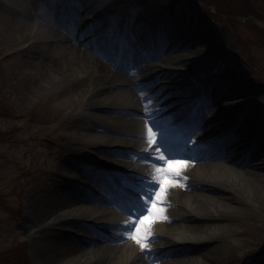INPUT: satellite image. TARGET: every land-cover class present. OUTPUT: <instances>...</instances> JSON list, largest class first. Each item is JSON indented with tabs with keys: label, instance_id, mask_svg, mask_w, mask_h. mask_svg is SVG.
Returning <instances> with one entry per match:
<instances>
[{
	"label": "bare ground",
	"instance_id": "obj_1",
	"mask_svg": "<svg viewBox=\"0 0 264 264\" xmlns=\"http://www.w3.org/2000/svg\"><path fill=\"white\" fill-rule=\"evenodd\" d=\"M160 1H162V3H159ZM116 2L117 0H114L115 7H105L107 12H110V15L114 13L111 18L109 15L107 18L108 20L109 18L113 19L115 17L118 11L117 8L120 7ZM118 2L121 3L123 7L121 9H125L119 27L131 33L132 39H136L137 41V45H133L134 48H137L139 54H143V57L138 56L136 59H133L129 65V68L140 66L139 69H134L136 72L135 76L141 81V83H139L140 88L143 89L150 85V83L143 80L145 76L144 69L157 66L153 60L162 57L166 50L171 49L168 47L169 44H171L174 50L180 51L183 54L164 57L160 62L161 65L171 69L168 77L172 78V80L170 79L172 82L170 87L174 89L173 93L191 94L196 92L197 89L195 87L189 89L180 87L183 79L188 78L185 82H189L190 77L195 75L196 81L200 82L199 88L203 87L204 90L208 91L204 101L209 100L213 96V100L207 102V106H211L210 111L207 113H205L204 110L205 102L202 104L194 103L191 104V106L189 105L188 108L192 107V113L194 115L199 107L202 109V114H200L201 117L198 120L194 119L193 122L190 123L188 118L182 120L181 127L183 126V130H185L188 124L191 126V130H186L187 132L184 137L187 138L191 131H201L205 125L214 128L231 123L236 125L234 129L242 131L245 126V118L242 119L240 115H242L245 110L251 113L247 116L246 121L248 125L252 126L249 127L248 130L243 131V135L234 137L231 131L222 134L218 131L214 137H209L200 142L197 145L198 147L196 146L192 150L186 151L190 152L189 154L182 156L179 152L169 154V157L172 159L180 158L181 161L182 157V159L193 162L196 158V155L193 156L195 152H204V148H208L211 152L221 149L222 164L219 162H211L210 164L203 163L196 165L195 163L188 164L183 162L184 166L179 171V173L184 174V176H180V182L187 189L200 190L202 193H197L196 196H192V194L178 189L176 183H171L167 186L165 195L161 200L162 203H171L175 205L176 209L181 206L202 213L201 217H199V219L193 216L184 217L181 214H177L173 211L168 212L167 210L155 206V217L146 221L151 229L148 239H169L173 237L178 240L176 245L181 244L177 251L161 253L156 257L162 258L170 256L172 262L169 264H190L188 263L189 259L187 255L197 254L202 258L199 259V257H197L198 260H201L197 261V263H206V261H209L208 255L210 249L220 243L218 237H221L223 234H230L231 232L221 231L224 227L213 229L211 226L205 223L203 224V222L206 221L204 218L208 220L218 218V220L213 221H224V219L231 220L237 217L236 219L244 220L249 216V209H254L258 213L264 214V132H254L264 124L263 108L257 105H245V107L240 109V105H236L232 113H228L227 110L221 112V109H225L229 104L230 106H234L241 98L252 96L254 93L258 96L264 95V90L242 79L241 74L239 76V73L232 69L233 66L231 64L219 69L211 67L216 61L225 60L227 51L226 43L222 39L212 37L203 27L198 17L186 15L183 12L176 13L165 0H125L126 3L123 2V0H119ZM104 3L107 4V1ZM82 4L84 8L76 6L81 15H87L93 10V4L88 0H83ZM54 8L55 7L49 5L50 11L54 10ZM162 10L165 11V15L162 14ZM66 13L67 6L64 5L63 8L57 10L55 15L42 20L45 24H40V27H34L33 24L24 22L22 27L16 30L17 36L28 37L33 35L36 36L37 39H43L45 42L57 41L56 39L60 38L67 43L63 50H60V48L59 51L49 52L47 63H45L48 66V72L46 73V77H43V80L46 78L44 84H46L47 87L50 86L55 88L59 86L60 83L69 81L76 77V75L79 76L84 70L89 71V74L94 76L92 83L88 85L86 88L87 90L85 89L86 91L84 90L83 110L87 111L88 116L87 113H85L87 118L85 117L83 120H88L89 125L92 127L88 129L89 131L94 130L108 135H113L117 131L130 134L128 135L130 138L129 141L135 144L136 147H133L144 157V160L141 159L139 162H137L138 160L134 157L135 159L131 160V164L134 166L132 171L139 175L140 178L139 184L142 186L139 187V189L140 191H144L146 195L147 186H145L144 177L151 166H148L145 160L152 156L150 152L155 145H158L160 152H166L167 149L162 139L157 143L152 140L154 136H161L155 134L152 136L151 141L149 139V127L154 120L151 118L152 114L150 111H144L149 107L146 103V94L142 93L140 90L136 93L134 90L128 89L130 86H134V82L129 76H122L115 73L109 65L92 59L75 44L73 38L75 32L73 28L69 29L61 23V19ZM162 15L166 16L165 22L169 24H165L167 27L166 45L159 49L152 44V40L147 37L145 32L149 30L152 34H155V32H157L155 22H157ZM97 18H100V20ZM102 19H104L103 15L100 14H90L87 18L82 17L80 20H82L84 24L81 25L79 30L82 31L83 34H87L92 31L90 30L92 27L97 25L98 29H93L97 30L99 33V38L97 39L105 41L104 44L108 41L109 44L107 47L103 45L101 48L102 56L107 59L114 50H120V47L118 43L112 42L113 38L116 36L108 24L104 26L100 25ZM94 20L97 22H93ZM159 22L161 23V20H159ZM72 24L73 22L70 23V25ZM109 29H111V32L108 31ZM184 41H188V43L182 45ZM41 48H45V46H40L38 49ZM174 52L175 51H173V53ZM192 53L198 56H196L197 59H201L202 57L207 58L206 62L209 60L211 63V66H208L206 71H204L205 74H201L200 71L197 73L193 69L196 70L201 65H209V63L205 62V64L203 61L197 62V59L194 61L195 59L190 58ZM185 57H189L191 62H189V60L186 61ZM139 58L141 60H139ZM184 67L190 68L189 70L191 71H183L182 69ZM220 91L222 93L218 98L222 96V100L218 102V98L215 97L214 92ZM223 103L224 105L221 107L219 104ZM119 111L125 114L139 113V119L136 120L134 118L125 120L126 123H132L133 125L129 131H127L129 124L121 128V123H115L114 126H116L117 129H114L112 125H104L99 121V118L107 120V117ZM90 114H92V116ZM177 114V112L173 113L170 119H175ZM208 114H211V117H208ZM194 115L190 116L189 119L191 121ZM140 116H142V119H140ZM178 121L175 122L177 123ZM155 122H159L158 126L161 129L166 127L164 119H158L155 120ZM123 129H126V131ZM170 129H168L167 132H169ZM108 135H103L105 137L104 142L111 137ZM224 135L232 136L231 141H221ZM161 138L165 139L163 136ZM235 140L237 141L234 142ZM229 142L230 144H234V147L230 148L231 145ZM103 143L99 144V142H95L92 144L103 146ZM118 143L120 144L121 142H117V145H119ZM92 144L89 143L88 146ZM169 157L164 159L155 157V159H157L159 163L166 164ZM69 160V157L63 158L60 161L58 170L55 168L50 172V175L46 174L48 175L46 181L55 183V187L52 188L51 191L38 196L33 203L32 212L34 216L36 215L35 217L38 221L44 217H47V220L41 221L56 219L49 226V235L52 236L46 241H43L44 239L40 241L39 254H42L40 264H59L61 259L67 254L70 256L78 254L80 258L78 259L77 256H74L76 260L70 264H145L146 261L148 262L153 259L154 255L139 251V243L131 238V236L135 235L132 218L128 219L126 217L123 219L121 215L112 217L109 224L100 226V229L93 227L92 224H83L79 222V220L88 221L87 219L90 218H99L100 216H97V211L101 208H108L107 205L113 203L115 197L111 193V188L106 190L102 187L105 182L109 181V174L104 177H99L94 174H82V176L72 179L71 181L59 177V173L65 170V166L63 168L62 164L64 163L63 165H65V162ZM128 165L129 163H120V165L114 167L117 170L114 175H120L123 169L128 167ZM202 177L204 178L202 179ZM101 179L103 180L102 185ZM172 194L173 198L171 197ZM151 195L153 200H155L154 190ZM222 203L225 205H234L235 208L230 206L226 209L228 206L222 205L224 209H221L216 205ZM147 204L150 205L149 208L152 207V202L151 204H149V202ZM198 205H201L203 210H198V208L201 207ZM126 206H130L128 202ZM72 207H75L78 211L69 213ZM124 210L128 213L135 212L131 208H124ZM62 211H64L63 213L65 214H62ZM28 218L30 222H34L35 218H33L32 215ZM178 220L188 224L183 226L171 224V222ZM256 221L264 223V220L260 219L259 216ZM68 226L75 227V236L71 235ZM105 228H108L109 232L104 231L103 229ZM170 230L174 231V234H171ZM141 235L143 236V233H141ZM204 235L209 238V241L213 240L215 244H207L209 242L197 243V239H201ZM71 236L73 240H71ZM102 237L112 243L109 245L104 244L105 242H103L104 239H102ZM64 239H69L71 241L68 245H62ZM97 243H103V245L97 246ZM21 244L24 245V249H27L25 243ZM151 245L152 244L147 245V248H151ZM189 245H194L195 247L191 251H188L191 247ZM220 248L221 247H217L213 250L218 251ZM146 256L150 257L149 260L145 259ZM83 258H85L84 261H82ZM261 264H264V261H262Z\"/></svg>",
	"mask_w": 264,
	"mask_h": 264
},
{
	"label": "rangeland",
	"instance_id": "obj_2",
	"mask_svg": "<svg viewBox=\"0 0 264 264\" xmlns=\"http://www.w3.org/2000/svg\"><path fill=\"white\" fill-rule=\"evenodd\" d=\"M105 1L107 0H90V3L94 4V7L89 14H103L104 19L101 20L100 25H105L107 23V17L109 16V13L104 12ZM165 1H167L176 13L183 12L186 15L198 17L203 27L212 37L222 39L226 43L227 51L225 60H218L212 66L209 60L206 62L207 58L202 57L201 59H197L198 56L196 55V57L194 53H192L190 58L195 59L194 61L197 59V62L203 61L204 63H209V65H201L196 70L193 69L195 72H204L208 66L219 69L231 64L233 66L232 69L237 71L239 76L241 74L242 79L264 90V0ZM49 2L55 3V0H0V264H7L9 260L6 262V256L8 254H11V256L15 253L19 254L21 250H24L23 253L27 252L28 262L26 264H40L42 256L41 253L39 254L40 241L43 239V241H46L52 236L49 235V226L56 219L41 221L47 220V217H44L38 221L35 217L36 215L34 216L32 212L33 203L38 196L51 191L52 188L55 187V183H49L46 180L53 169L56 168L58 170L60 161L63 158L78 157L77 159L84 160L91 158V160L96 159L98 162L101 160V167H107L112 170V167H116L120 165V163L131 161L130 157L133 155L132 149L130 148L135 146L132 141H129V133L117 131L116 133L118 135L114 136L88 130L92 127L89 125L88 120H83V118H87L88 116L87 111L83 110V95L88 85L94 80V76L89 74V71L84 70L80 74L81 76L76 75L73 79L60 83L59 86L55 88L50 86L47 87L46 84H44L46 78L43 80V77H46V73L48 72V66L45 63H47L49 52L59 51L60 48V50H63L67 43L60 38H57V41L45 42L43 39H37L36 36L33 35L28 37L17 36L16 30L22 27L24 22L33 24L34 27H40V24L44 25L45 23L42 20L45 19L42 17V14L46 16L45 7H47ZM58 2L63 3L64 0H58ZM65 2L66 4L68 3V5L76 4L84 7L80 0L79 2L65 0ZM159 3H162V1ZM70 7L71 9L67 16L73 19V25H75L80 22V19L74 16L73 13L78 15L79 12L75 9V6ZM248 10H252L259 17L246 14ZM54 13L55 11L50 12L51 15H54ZM238 13L244 16H239L237 15ZM162 14L165 15V11L162 10ZM163 15L160 17L162 19V24H158L161 25V27H164V25L168 23L165 22L166 16ZM97 19L100 20V18ZM61 22L65 23L63 18ZM118 33L123 34L122 28H118ZM90 35L93 34L91 33ZM90 35H84L80 37L79 40L76 39L77 42H75V44L92 59L109 65L107 61L100 57L97 41L92 45L93 47H89L81 42L91 37ZM163 35H166V31L163 32ZM94 36L95 38L97 37V35ZM95 38L93 37V39ZM187 43L188 41H184L182 45H186ZM40 46H45V48L38 49ZM168 47L171 48V46ZM180 54L183 53L180 51H175L174 53L167 52L165 56L154 60L157 65L166 70L165 76L161 79H158L159 75L151 77L153 85L149 88L151 93H155V99L158 103H162L159 102V99L164 98V91L170 92L168 88L164 91H162V89L167 83H170V79L172 80V78L168 77L171 69L161 65L160 61H162L164 57ZM190 58L185 57V60L191 62ZM158 69L159 68H153L152 70L157 71ZM189 69L190 68L184 67L182 70L185 72L191 71ZM114 72L124 75L117 70ZM152 73L153 72L148 76H151ZM187 80L188 78L183 79L182 82ZM189 80L190 82L183 83V85L186 84L187 86H196L198 88L199 82H196L195 75L190 77ZM137 84H139V81H137ZM128 89L134 90L138 89V87L134 84V86ZM160 89L161 91H159ZM141 91H143V93L145 92L144 89ZM221 93V91L215 92L214 95L218 98ZM199 95L200 92L196 91L193 95L186 94L181 96V98L182 100L189 99V96H191L195 100ZM174 96L177 95L168 96L166 101L169 102L175 99L176 97ZM221 97L218 98V102L222 100ZM149 101H151V98ZM188 104H190V102H188ZM219 105L222 107L224 103ZM236 105H240V109L245 107V105H257L263 108L264 113V95L258 96L254 93L252 96L241 98L234 106H230L229 104L225 109H221V112L227 110L228 113H232ZM178 106L180 109L183 107L181 105ZM208 109L209 107L207 105L204 106L205 112H207ZM168 111H170V109H168ZM85 113H87V116H85ZM92 114L90 115L92 116ZM130 114V117L127 116L124 118L116 114H111L107 117V120L99 118V121L104 125H112L114 129H117L116 126H114L115 123H121V128L129 124L128 126L130 128H127V131H129L133 125L132 123H126L125 120L134 118L136 120L139 119V116H133L135 113ZM250 114V112H246L245 110V112L240 115L242 119L245 118V126L242 131H246L252 126L248 125L246 121L247 116ZM164 115V112H158L153 118H162ZM207 116L211 117V114ZM229 124L230 123L225 124L222 127H211V129H206L203 136L210 133L214 136L221 129L228 131L226 127H228ZM171 125L172 124H170V126ZM233 128L234 125L230 127V131L234 130ZM123 130L126 131V129ZM262 132H264V124L262 127L255 130V133ZM239 133L240 131L235 129L233 135ZM198 134L199 133L195 134L191 142L198 138ZM103 135L111 137L104 142L105 137ZM119 141L121 143L117 145ZM95 142H99V144L104 143L103 146H98L92 144ZM89 143L92 145L88 146ZM110 148H114L116 153L121 156L110 155V153L106 152ZM100 151H105L103 153L109 154V157H98L93 155ZM215 161L222 164V159ZM83 162L88 164L86 161ZM185 162L190 163L188 160H185ZM202 162L211 163L212 161L202 159L196 161L195 164L198 165ZM66 163H68V161L65 162V165H63L64 163L62 164L63 168L64 166L66 168ZM159 166L162 167L161 165ZM68 169L69 167H67V170ZM130 169H132V167L126 170L132 171ZM67 170H64V172L61 171L59 177L61 174V177L64 179L76 178V175H73L75 172L70 170L67 172ZM123 173L125 174V179H120L118 184L119 187L126 190L128 187L125 180L129 176H127L128 172L124 171ZM203 178L204 177H202V179ZM178 188H181V186L178 185ZM197 193L202 192L199 190H188V194H192V196H196ZM171 197L173 198V194ZM141 199L143 200L144 197ZM216 205L221 209H224L222 205L228 206L226 209L230 206L235 208L234 205H225L224 203ZM179 209L178 207V210H172H175L177 214H181L182 216L190 215L201 217L202 215V213L195 212L194 210L186 211ZM198 210H203L202 206L199 207ZM76 211H78V209L72 207L69 213ZM111 211H113L111 206H108L107 210L99 209L97 211V216H100L99 218H90L93 220L87 219L88 221L79 220V222L91 223L99 229L101 223L109 221L112 217L107 216ZM63 212L64 211H62V214H65ZM248 212L249 216L244 220L236 219L237 217L232 218L233 220L224 219V221H213L218 220V218L212 220L204 218L206 221H204L203 224L205 223L213 229L224 227L221 231H230L231 233L223 234L221 237H218L220 243L210 249L208 255L209 261H206V263H197V261H201L197 259L200 255L189 254L187 255L189 259L188 263H260L264 259V223L257 222L256 220L258 216L260 219L264 220V214H260L254 209H249ZM14 213H16V215ZM30 215L35 218L34 222H30L28 218ZM146 215V212L140 210L138 217L142 218ZM172 224L183 226L186 223L184 221H175L172 222ZM68 227L71 235L75 236V227ZM147 231H149V225ZM170 232L174 234V231L170 230ZM70 238L73 240L72 236ZM71 240L64 239L62 245H68ZM153 240L154 239H148V242ZM200 241L209 242L207 244L211 245L215 244L213 240L209 241L206 235H204ZM103 242H105L104 244L106 245L112 243L105 240H103ZM20 243H25L27 250L23 249ZM102 245L103 243H97V246ZM217 247L221 248L218 251L213 250ZM74 256L80 259L78 254L73 256L67 254L61 259L59 264L72 263L76 260ZM199 259L202 258L199 257ZM84 260L85 258H83L82 261ZM156 263L157 261L154 260L150 263L147 261L145 262V264Z\"/></svg>",
	"mask_w": 264,
	"mask_h": 264
},
{
	"label": "snow or ice",
	"instance_id": "obj_3",
	"mask_svg": "<svg viewBox=\"0 0 264 264\" xmlns=\"http://www.w3.org/2000/svg\"><path fill=\"white\" fill-rule=\"evenodd\" d=\"M72 2H79V0H72ZM109 32H111V29L108 30ZM95 38V37H94ZM124 42L125 44L130 43L129 38L125 37L124 38ZM146 102H147V98H146ZM211 106L209 105V111H210ZM158 126L155 123H152L149 127V139L151 141L152 136L155 135V133L153 132V129H157ZM199 130V129H197ZM162 146V145H161ZM167 151V149H166ZM183 162L180 160H176V159H169L166 162V166L164 167H160L158 169V190L155 191V200H153V197L151 194H147V199L149 201L152 202V207L148 208L147 205H145L146 210L148 211V215L147 216H143L141 217H137V224L138 226H133L134 231H135V235L130 236L131 238L135 239L137 241V243H139L142 247V249H147V244H148V235L149 233L147 232V228H148V224L146 223V221H148L150 218H154L155 217V206L156 204H159L162 200V198L165 195L166 192V188L169 184L171 183H176L175 179H169V177H174L176 174L179 173L180 169L183 167ZM141 233H143V236L141 235Z\"/></svg>",
	"mask_w": 264,
	"mask_h": 264
},
{
	"label": "trees",
	"instance_id": "obj_4",
	"mask_svg": "<svg viewBox=\"0 0 264 264\" xmlns=\"http://www.w3.org/2000/svg\"><path fill=\"white\" fill-rule=\"evenodd\" d=\"M242 13V12H241ZM241 13H238L237 15H239V16H244V15H242ZM246 14H248V15H253V16H255V17H259L255 12H253L252 10H248L247 12H246ZM24 246V245H23ZM20 257H23V250H21L20 251V253L18 254V253H15L14 255H12L11 256V254H8L7 256H6V262L8 261V263L9 262H11V261H14V260H18V259H21Z\"/></svg>",
	"mask_w": 264,
	"mask_h": 264
}]
</instances>
